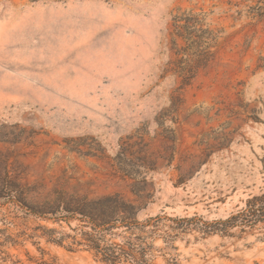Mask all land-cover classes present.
Wrapping results in <instances>:
<instances>
[{
	"label": "rangeland",
	"instance_id": "374dc122",
	"mask_svg": "<svg viewBox=\"0 0 264 264\" xmlns=\"http://www.w3.org/2000/svg\"><path fill=\"white\" fill-rule=\"evenodd\" d=\"M239 11L228 0H0V264H105L45 234L75 236L77 221L34 214L72 198L120 195L141 222H215L264 194V20ZM184 13L221 34L188 87L169 36ZM231 233L157 236L150 264H264V224Z\"/></svg>",
	"mask_w": 264,
	"mask_h": 264
},
{
	"label": "trees",
	"instance_id": "16d2710c",
	"mask_svg": "<svg viewBox=\"0 0 264 264\" xmlns=\"http://www.w3.org/2000/svg\"><path fill=\"white\" fill-rule=\"evenodd\" d=\"M228 4L238 11L245 10L252 19L264 20V0H228ZM169 36L171 52L175 56L171 62L172 72L181 78L182 87H188L215 59L213 50L221 34L204 17L184 13L173 18ZM48 208L34 211V214L45 220H51L48 217L51 215L57 222L79 223L73 229L75 236L66 237L56 230H46L51 243L63 245L70 238L71 250L86 248L105 264H150L154 257L152 240L164 236L167 243L173 242L177 237L172 235L174 231L186 233L196 230L205 235L231 236L234 229L246 232L264 224V194L249 199L246 207L236 214L215 222L197 217L174 219L166 216L141 222L138 220V207L120 195L98 199L72 198L61 207ZM165 221L176 226L165 231ZM173 264L178 263L175 261Z\"/></svg>",
	"mask_w": 264,
	"mask_h": 264
}]
</instances>
